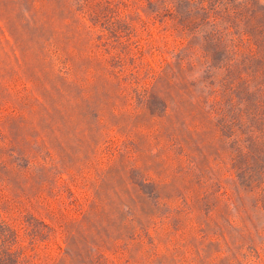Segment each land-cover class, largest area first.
Returning <instances> with one entry per match:
<instances>
[{"label": "trees", "instance_id": "trees-1", "mask_svg": "<svg viewBox=\"0 0 264 264\" xmlns=\"http://www.w3.org/2000/svg\"><path fill=\"white\" fill-rule=\"evenodd\" d=\"M9 1L10 7L0 0V12H46L49 0ZM56 3L60 12H88L91 25L75 32L112 51L103 69L116 85L149 79L141 93L151 115L150 98H159L161 178L159 211L157 194L132 186L115 191L116 204L102 207L101 217L89 209L81 219L59 224L64 245L57 244L51 264H103L100 249L118 246L122 237L102 217L112 212L117 227L129 216L122 224L129 230L123 248L134 237V223L149 235L158 213L159 223L173 231L193 220V233L182 245H191L198 264H264V0ZM136 21L146 33L145 44L134 38ZM44 26V19L22 13L9 32L15 46L31 39L43 45L42 33L33 35ZM154 50L156 66L142 59ZM126 147H117L112 167L125 179L132 169ZM54 232L57 227L42 221L27 226L31 242ZM173 255L180 264L181 250ZM32 257L14 225L0 216V264H30Z\"/></svg>", "mask_w": 264, "mask_h": 264}, {"label": "rangeland", "instance_id": "rangeland-1", "mask_svg": "<svg viewBox=\"0 0 264 264\" xmlns=\"http://www.w3.org/2000/svg\"><path fill=\"white\" fill-rule=\"evenodd\" d=\"M57 1L49 0L46 12H0V216L17 229L25 252L33 256L30 264H51L57 244L64 245L59 224L81 219L85 210L113 208L115 191L134 186L157 194L159 211V98H150L151 115L141 93L148 78L116 85L103 69L112 51L75 32L91 25L88 12H60ZM22 13L45 20L42 32L35 29L33 35L42 33L43 45L34 39L14 45L9 26ZM135 28L134 38L145 44L139 21ZM142 59L156 66L159 51ZM123 143L132 166L127 179L112 170ZM114 214L102 217L122 237L115 241L120 246L100 249L103 264H175L177 248L180 264H198L191 245H182L193 233L192 219L173 231L156 213L149 235L135 222L134 237L123 248L129 230L122 224L129 216L117 227ZM40 221L57 232L31 242L27 226Z\"/></svg>", "mask_w": 264, "mask_h": 264}]
</instances>
